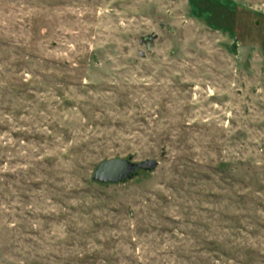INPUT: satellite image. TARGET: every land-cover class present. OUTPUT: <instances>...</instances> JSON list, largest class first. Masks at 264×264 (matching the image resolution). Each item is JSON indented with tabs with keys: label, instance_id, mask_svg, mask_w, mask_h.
Wrapping results in <instances>:
<instances>
[{
	"label": "rangeland",
	"instance_id": "1",
	"mask_svg": "<svg viewBox=\"0 0 264 264\" xmlns=\"http://www.w3.org/2000/svg\"><path fill=\"white\" fill-rule=\"evenodd\" d=\"M217 1L235 35L190 0H0V264H264V0ZM116 157L158 165L93 181Z\"/></svg>",
	"mask_w": 264,
	"mask_h": 264
},
{
	"label": "water",
	"instance_id": "2",
	"mask_svg": "<svg viewBox=\"0 0 264 264\" xmlns=\"http://www.w3.org/2000/svg\"><path fill=\"white\" fill-rule=\"evenodd\" d=\"M146 47L150 48L149 41L146 42ZM157 165L158 161L153 158L142 161H132L129 158L120 157L104 159L95 166L92 179L105 184H115L131 177L138 170H153Z\"/></svg>",
	"mask_w": 264,
	"mask_h": 264
},
{
	"label": "trees",
	"instance_id": "3",
	"mask_svg": "<svg viewBox=\"0 0 264 264\" xmlns=\"http://www.w3.org/2000/svg\"><path fill=\"white\" fill-rule=\"evenodd\" d=\"M190 2H191V5H192L194 12H197V14H201V15L206 14L207 17L210 19V24H212V26H214V27H227V29H229L230 32L235 35V33H234L235 21L231 20L232 21L231 23L228 21L229 23H227L226 24L227 26H225L224 24H217V23H215L214 20H211V19H213L212 18L213 16H211L210 13L213 11L214 7L219 5V4H217L218 3L217 0H190ZM221 6H222V4H221ZM243 9L245 11L250 12V10H248L247 8H243ZM251 13H254L256 15H260L264 19V14H262L260 12H251ZM221 14H224V12ZM230 14L231 13H227L225 15V17L227 18ZM235 14H236V8L234 9V12H233V15H234L233 20L235 19ZM230 16H232V15H230ZM93 181H95V180H93ZM98 183H102V182H98ZM102 184H105V183H102Z\"/></svg>",
	"mask_w": 264,
	"mask_h": 264
}]
</instances>
